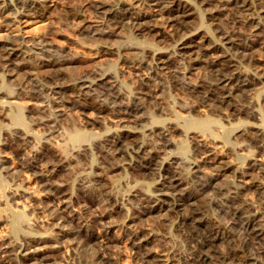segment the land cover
I'll use <instances>...</instances> for the list:
<instances>
[{"label":"bare ground","instance_id":"bare-ground-1","mask_svg":"<svg viewBox=\"0 0 264 264\" xmlns=\"http://www.w3.org/2000/svg\"><path fill=\"white\" fill-rule=\"evenodd\" d=\"M45 2L46 0H0V17H4L7 22L17 21L19 15L21 17L29 15L31 11L42 7ZM87 2L89 6L93 7L99 18L98 26L88 30L93 37H108L123 28L132 36L138 34L146 36L145 38L148 40L143 41L145 42L143 46L148 44L147 46L154 47V49L153 47H143L144 52L148 51L146 63L139 52L133 54L131 58L133 62L137 63V66L145 63L150 76L153 75L156 79H152L153 77L150 76L132 79L133 82L140 84L137 85L138 89L135 85L134 89L137 90L125 91L126 94H123L118 88V80L111 76V72L108 75L106 72H100V70L98 72L93 69L83 77L67 76L66 65L75 61V55L67 58L68 56L56 53L57 51L52 52L50 42L45 38L40 39L38 44L33 47L40 52L22 48L23 44L21 45L11 37L0 41L1 73L5 72L11 76L22 73L26 80L27 92L31 97L46 98L50 104L49 108H42L43 110L39 108L47 114L40 118L38 116L39 119L35 122L49 132L45 133L40 140L42 156L34 155L35 152L30 155L26 153L18 166L8 167L6 165L1 169L7 173H23L26 170L34 172L36 180L31 187H34L38 194L41 193L46 197L47 201L41 207V211L48 215L49 227L52 228L50 233L44 235L32 232V227H30L32 224L26 218V206L17 201L16 209L8 214L9 232L13 235L23 233L25 239L21 242L12 241V238L8 239L7 234L3 233L5 231L2 230L3 232L0 233V264H8L9 260L14 257H19L20 260L22 259L28 264H50L47 263L48 258L46 259L49 249H61L62 242L77 232L83 233L89 241L96 243L98 246L96 253L101 260L115 258L120 253L116 249L115 239H110L107 236L105 230L100 227V223L108 220L112 224L114 219L120 217L124 209L129 212L131 210V215L134 216L125 213L126 215L120 221L122 239L125 245H128L132 250L134 258L140 263L169 264L164 254L147 245L150 240L148 233L143 228L132 224L134 218L164 209L169 216L174 214L178 223L187 227L190 236L195 240L186 264H264V219L261 218L258 209L249 199L250 197L243 194L246 189L244 181H238L231 187L218 186L216 188L221 194V205L225 208H223V212L227 214L226 222H222L224 221L222 218L221 221L217 219L216 214L209 216L206 213L205 200H203L205 190L217 186L215 182L217 178L232 167L230 166L232 161L227 156L222 153L213 154L210 140L208 141L209 134L214 131L211 132V127L219 125L222 130H225L226 126L221 119H224L223 116H230L237 118V125L234 126L239 134L256 130V125L249 123L244 113L249 108L246 111L244 105L236 103L235 99L242 95L249 86L264 78V71L260 64L256 63L258 58H255L259 49L262 48L260 30L264 25L261 21L264 15V0H87ZM9 9H16V14H11ZM78 13H74V15L79 17ZM122 42H124L123 39ZM158 43H166L170 47L169 51H166L169 47L166 50H161ZM169 52L177 55L183 71H190L191 68L202 64L206 74L197 81L188 80L185 78L186 71L183 72L182 68L179 70L177 65L169 63V59L165 56ZM178 60L177 62H179ZM240 61H247L249 64L252 61L253 67L245 73L240 72L237 69V64ZM239 67L241 68V66ZM112 72L114 73V71ZM167 81L182 95L189 94L195 98L197 101V106L194 107L195 116H186L189 113H183L178 122L177 114L172 112L165 102L167 100L164 101L165 98L162 95L163 90L161 89L165 88L166 84L160 88ZM0 84L3 90L8 93L5 84L2 81ZM122 88L124 87L122 86ZM205 96H210L211 109L218 115L207 116L209 113H205L207 109L202 108V104L198 106L200 105L198 102L204 103ZM190 99L188 102H191ZM145 102L151 103L153 110H158L160 114L166 115V117L155 118L154 128L148 129L151 133L150 136L154 133L156 139L160 140L159 144L152 142L143 134L145 129L143 120L146 113L153 118V110L149 109L150 105L146 108ZM12 103L15 104L12 100H5L0 104V108L3 111H10L11 122L24 126L23 107L20 108ZM194 104L192 105L194 106ZM45 105L44 107L47 106ZM68 105L78 106L83 112L93 109L92 113L95 114L92 116L86 114L85 116L87 118L84 121L89 125L95 123L105 125L107 114L111 115L116 122L113 126L108 124L104 126L102 137L95 143L97 148L95 151L103 160L102 163L105 164L101 165L88 178L90 185L79 183L76 179L79 183L75 186L79 198L67 193L66 186L57 183L49 168L42 166V161L47 159L57 170L65 171L67 176L79 167V157L87 158L86 155L92 142V139L91 142L88 139L87 131L74 127L61 137V141L54 139L52 142L50 139L54 123L61 117V113L64 112L62 110ZM187 106L189 108V105ZM214 127L213 129H215ZM187 128L195 129L197 133H200L199 137L197 136L198 139L193 142L192 151L200 157L201 162L209 164L213 170V173L207 175L199 169L200 165L197 162L191 161L190 165L192 164V166L190 167H197L193 170L194 173H197V178L194 180H188L182 172L183 166L181 167L179 159L181 153L178 154L179 156L176 154L175 156H164L163 154L165 148L169 146L177 147L179 152L185 150L186 145L183 146L181 143L177 145L171 135L174 130H180L182 134V131ZM222 130L213 132L211 136L215 140L218 138L220 140V137L223 138ZM257 133L259 132L257 131ZM11 139L21 151L25 150V144L21 140L15 137H11ZM224 139L226 141L227 138ZM67 141L75 144L71 151L67 149L68 146L66 148ZM96 160L98 161V159ZM255 161L257 164L264 165L262 159L255 158ZM83 167L81 169H84ZM119 167L128 170L130 176L127 178V183H132L129 186L130 194L124 199L134 205L129 208L127 204V208L125 207L124 201L118 199V195L113 194L111 190L114 187L111 189L109 187V183H111L108 180L109 172ZM85 168L87 170V167ZM263 182L264 171L257 183L263 184ZM73 183L71 182V184ZM150 183L153 184V188L145 191L142 187H147ZM93 186L98 189L96 194L92 189ZM26 188L27 186L21 190L22 192H18L24 200L31 196ZM260 189H257L260 194L258 196L264 202V191L259 192ZM34 199L36 198L34 197ZM81 202L90 204V208L95 206L96 208H93L97 210V214L82 216ZM3 214L2 216L7 218L6 213ZM162 215L164 216V214ZM0 221L2 220L0 219ZM8 221L5 220L7 223ZM236 225L241 226L242 233H239L238 227L239 231H235ZM4 229H8V226ZM47 242L52 243L47 245ZM221 242L224 243L222 248L219 246Z\"/></svg>","mask_w":264,"mask_h":264},{"label":"rangeland","instance_id":"rangeland-1","mask_svg":"<svg viewBox=\"0 0 264 264\" xmlns=\"http://www.w3.org/2000/svg\"><path fill=\"white\" fill-rule=\"evenodd\" d=\"M9 10H10L9 11L10 13L12 12L11 14H16V9H9ZM74 13H78L79 17L74 15ZM17 18H19L17 21L13 20L11 22L10 21L7 22V20H5L4 17H0V41L7 37H11L17 40L21 45L23 44L22 48L29 49L31 51L34 49L33 51H36L37 49L33 47H35L38 44L40 39L45 38L47 41L50 42V47L52 49V52L55 53L57 51L56 53H61L65 57L68 56L67 58H71L75 55L74 56V58H76L74 59L75 61L71 62L70 64H67L65 68L66 75L69 77H73V78H75L76 76H77L76 78L83 77L87 75L89 72H91V70L93 69L98 72L99 70L100 72H106L108 75L112 73L111 76L116 77L115 79L118 80L117 83L119 82L118 83L119 90L123 94H126V92L128 91L131 92V91L137 90L138 89L137 85L138 86L140 85L138 84V82H133L134 80L132 79H137L138 77L144 78V76L145 77L150 76L149 69L147 65H145L146 60H148V51L144 52L143 47L145 48V47H153V46L152 45L147 46L148 44H145L143 46V44L145 43L143 41L148 40L147 38H145L146 36L143 34L132 36L129 34V32L125 28H123L118 33L112 34L111 36H108V37L106 36L93 37L88 32V30L95 29L98 26L99 18L97 17V14L95 13V10L93 9V7L89 6L87 0H46L45 4L42 7L36 9L35 11L34 10L31 11L29 15H26L23 17L19 15V17ZM261 21L262 23H264V15L262 16ZM122 39L124 42L125 41L126 42L125 43L122 42ZM260 42H261L260 45L262 48H260L259 51L257 52V55L255 56V58L257 57L258 59L256 60L257 62L256 61L255 62L258 65L260 64L261 69L264 71V25L263 27H261V30H260ZM130 45H134L135 47L134 46L131 47ZM158 47L161 50H166L169 46L166 43L165 44L158 43ZM68 48H71V49H68ZM73 48L74 50H72ZM169 49L170 47L166 51H169ZM75 50L77 51V54ZM103 51L105 52L103 53ZM36 52H40V51L37 50ZM136 52H139L140 56L142 55L141 57L143 58V60H145L144 61L145 63H142L141 66H137V63L133 62V59L131 58L133 54H135ZM165 56L167 59H169L168 61H170L169 63L171 65H174V66L177 65L176 67L179 70L182 68V66L179 65L181 63H180V60H178L177 55H175L174 53L170 54L169 52L165 54ZM200 57L202 58V56ZM203 58H205L204 55H203ZM177 60L179 62H177ZM245 62L240 61L237 64V69L240 72L245 73L253 67L251 64L254 62V60L253 62L251 61L250 64L248 62L247 63ZM246 65L248 66L246 67ZM239 66H241L242 70H240L241 68ZM112 71H114L115 74ZM181 71H183V68L181 69ZM185 71L186 70H184L183 72ZM205 74H206V70L203 67V65L200 64L199 66L197 65L191 68L190 71H186L185 78H187L190 81H197L198 79L203 77ZM21 75L22 73L20 74L17 73L11 76L5 72L1 73L0 71V83L2 81V83L5 84L6 88L9 91L8 93H6V91L3 90L0 84V104L3 103V101L5 100L6 101L12 100L15 103V104L12 103L13 105H16L18 107L20 106V108L23 107L22 117H23L24 126L11 122L10 111L9 110L3 111V109L0 108V165H1L0 166V181H1L0 182V200H1L0 210L2 209L1 210L2 212L0 211V219L2 220L0 221V233L5 231L3 233L7 234L8 239L12 238L11 240L16 241V242H21V240L25 239V235L23 233H17L13 235V233L9 232L10 225L8 221L9 219L8 214L12 213L16 209L15 206H17L16 205L17 201L19 204L23 203L26 206V209H27L26 218L28 221L30 220L29 222L33 225V226L30 225V227L33 228V229L31 228L32 232L36 234L44 235L52 231V228L49 227L50 224L48 223L49 221L48 215L44 213V211H41L42 210L41 207L44 205L45 201H47L46 197L41 195V193L38 194L37 190L34 189V187H31V185H33L36 180V176L34 172L31 170H26L24 171L25 173L24 172L23 173L22 172L7 173L1 169V167L6 166V165L8 167L18 166L19 163L23 161V158L26 156V153L27 155L28 154L30 155V154H34L35 152L34 155L42 156V153H41L42 146L39 145L41 143L40 140L45 133H49L46 128L42 127V125L35 123L37 119H39L40 117H44L47 114L46 111H45L46 113H44V111L42 112L40 109L49 108V105H50L49 101L46 98H36L34 96L31 97V95L27 92V86H25L26 80L24 79V76L23 75L21 76ZM150 77L151 78L153 77L152 79H156L154 78L153 75H151ZM135 85L137 89H134ZM169 85L170 83L167 81V83H164L162 87L160 86V88H163V86L165 87L161 89L163 90L162 95H163V98H165L164 101L167 100L165 102L168 104L172 112L175 113V115L177 114V120L182 118L183 113H189L187 115L184 114L186 116H193V115L195 116L196 115L195 108L197 106L196 104L197 101L195 100V98H193L191 95L189 96V94L187 96L182 95L181 92H178L173 87H171V85L170 86ZM122 86L124 88H122ZM131 87L132 89L130 90ZM242 95L237 96L238 98L236 97L237 99H235V101L236 103L240 105H244L246 111H247V108H249L248 111L244 113L246 115V119L248 120V122L256 125V130L253 132L252 131L247 132L248 134L244 133L241 135L239 134V132H237L234 126L237 122V118L230 117V116L228 117L223 116L225 120L222 118L221 121L226 126L225 130L224 129L222 130V128L219 125H218L219 127L217 125L215 127L213 126L215 129L211 127L212 128L211 132L212 130H214L213 132H218L222 130L223 138L220 137V140H218L219 138L215 140V138L211 136L213 132L212 134H209L210 139L208 137V141L210 140L209 141L211 145L210 147L213 151V154L217 155V154L222 153L225 156H227L228 159L232 161L230 164V166L232 167H230V169L225 171L224 174L218 177L217 180L215 181L217 186H214L215 188L209 187L203 193V197H204L203 200H205L204 205H206L205 206L206 213L209 214V216L216 214L217 219H220L221 221V218H222V220H224L222 222H226L227 214L223 212L224 207L221 205L222 202L220 201L221 194H220V191H218V189L216 190V188H218V186H223L224 188L226 186L231 187L234 184L238 183V181L239 182L244 181V183L246 184V189H245L246 191L244 190L243 194L246 197L248 196V198L250 197L249 199H251L254 206L258 209L261 218L264 219V202H262L261 199H259V196H258L259 193L257 190L261 188L259 192L264 191V182L263 184L257 183L258 180L260 181L261 179V173L262 171H264V165L257 164V161H255V158H258V159H262L264 162V78H262L261 81H257V83H255L254 85L249 86L248 89ZM189 99L191 100V102L190 101L188 102ZM182 100H184L183 101L184 103L186 102L185 103L186 106L182 102ZM192 104H194V106ZM198 104H200L198 106H201L202 104L203 105L202 108L205 107L207 109V111H205V113L209 112L207 116L212 117V116L218 115L216 112H213V110L211 109L210 96L209 97L205 96L204 103L198 102ZM44 105L46 107H44ZM145 105H147L146 108H148L150 105L149 109L153 110L151 103L145 102ZM187 105H189V108ZM249 110L252 112H250ZM93 111L94 110L91 109V111L88 110L86 112H83L82 109H80L78 106L68 105L66 108L62 110L63 113H61L62 114L61 117H59L57 121L54 123L53 132L50 133L52 136V138H50L52 139V142H54V139L57 141L58 140L61 141L62 140L61 137L65 136L69 131H71L75 127V128L82 129L85 132L87 131V133L89 134V138H88L89 141L91 142V139H92L91 144L92 143L93 144L92 145L90 144L91 147L89 149V152L86 155L87 158L84 156L79 157V161H78L79 167L75 169V172L70 173L71 176L70 175L66 176L65 171H63L62 169L57 170L55 167H53V165L49 163L47 159H44L42 161L43 162L42 166L49 168L50 173L51 175L54 176V179L56 180V182L61 185H65L66 192L73 194V196L76 198H79L78 197L79 195H78V191L76 190L75 186L79 183L90 185L88 178H90L92 176V173L94 171H97L101 165L105 164V163H102L103 160L98 155V153L95 151L97 150L95 143L99 138L102 137L101 135L102 133H104L103 132L104 126H106L107 124L109 126H113L116 123L114 122L115 120L112 118V116L107 114L105 116L106 121H107L105 122V125L104 124L99 125L97 123L89 125V123L84 121L87 118L85 116L86 114L88 116L89 115L92 116L93 114H95V113H92ZM159 112L160 111L154 109L153 110L154 119L152 117H149V114L146 113V117H145L146 120L145 118L143 120V124L145 127L143 134L146 136V138H150L152 142L156 144H159L160 140H158V138L156 139V136L154 135V133H152V136H150L151 133L148 131V129L154 128L153 126H155L154 124L155 118L157 119L159 117H166L164 113L160 114ZM178 115L181 117H179ZM245 115L243 116L245 117ZM69 116L72 119H70ZM25 125L28 127L26 128ZM75 125L78 127H76ZM217 127H218V131L216 130ZM194 130L195 129L187 128L184 131H182V134L180 133L181 132L180 130H174L172 132L173 134L171 135V138L173 137L172 139H174L177 142V145H179L180 143L183 146L186 145L185 150H184L185 152L184 151L179 152L180 150L177 147L169 146L165 148V151L163 153L164 156H175V154L179 156L181 153L180 155L181 157H179V159L181 160L180 165L181 167L183 166L184 168V169L183 168L181 169H182L184 176L187 177L188 180L189 179L194 180L197 178L196 176L197 173H194L195 171H193L197 167H190L192 166V164L190 165V162L193 160H194L193 162H197L200 165L199 169H201L203 173L207 175H210L211 173H213V170L209 167V164L205 162H201L200 157L195 155L194 151H192L193 142L198 139L197 136L198 134H200V133H197L196 130H195L196 132ZM257 131L259 133H257ZM93 133H94V136H93ZM11 137H15L21 140V142L25 144L24 146H25L26 152L25 150L21 151L18 148L17 144L13 142ZM94 138H95V141H94ZM224 138H227L226 141ZM74 146L75 144L69 141L66 142V148L69 149L70 151L72 150ZM93 150L95 151V154ZM93 155H94V158H93ZM96 159H98V161ZM81 162L82 164H80ZM82 167L84 169H81ZM85 167H87V170ZM109 174L110 175H109L108 180L109 182H111L109 183L110 184L109 187L110 189L111 187H114L113 190H111L113 191V194H116V196L118 195L117 196L118 199L124 201L125 207L127 205H128L127 206L128 208L134 206L133 204H130L129 202L124 200L129 196L130 190H131L129 186L132 185V183H127V178H129L128 176H130L128 173V170H125L122 167H119L115 169L114 171L109 172ZM76 179L78 180L79 183L76 181ZM110 179H113V180H110ZM71 182L72 183L74 182V183L71 184ZM26 186H27L26 188L27 192H29L30 193L29 195L31 196L30 198H27V200L26 199L24 200V198H22L20 196V193L18 192H22L21 190L25 188ZM142 188L145 191H149L150 189L153 188V184L150 183L149 186L147 187L143 186ZM92 189L95 190L93 191H94V194H96L98 191V189H96V186H93ZM5 191H6V194H4ZM34 197L36 199H34ZM14 200L16 201V203ZM28 200L32 201L30 202L31 204L29 203ZM89 205L90 204H87L85 202L80 203V210H81L80 212L82 216H88L90 214L91 215L97 214L96 212L97 210H94L93 208L95 206H92L90 208ZM4 206H5V209H4ZM38 207H40L39 210H38ZM3 213H6L5 216L7 218L2 216L4 215ZM125 213L129 214L130 216L131 210L129 212L124 209L120 217H117V219H114L115 222L113 221L112 224H110L108 220L107 222L102 221L103 223L102 222L100 223V227L103 230H105L107 236L110 239H113V240L115 239V242L117 244L116 249L119 250L120 252L119 254L116 255L115 258L101 260L97 256V253H96L98 249V246L96 245V243L94 241L92 242L89 241L83 233L77 232L70 238L66 239L65 242H62L61 246L63 247H61V249H55V250L54 248H52V250L51 248L49 249L50 251L46 255L47 256L46 259L48 258L47 263H50V264L51 263L52 264H143V263H140L136 258H134L132 254V250L130 249L128 245H125L122 239V233L120 230L121 229L120 221L126 215ZM162 214H164V216ZM131 216H134V215H131ZM5 220L8 221V223L5 222ZM132 224L134 226L143 228L145 232L148 233V237L150 240H148L147 245L152 247L153 249L155 248L157 252L164 254V256L167 257L169 264L188 263V259L193 249L195 240L193 237L190 236L188 228L178 223L177 218L174 214H171V216H169L168 214H166L165 210L163 209L160 211L148 213L147 215L140 216L139 218H134L132 221ZM7 226H8V229L5 230L4 227L7 228ZM239 226L240 225H236L235 231L238 232L240 230L239 233H242V228L241 226L239 228ZM237 227L239 230L237 229ZM51 243L52 242H49V243L47 242L46 244L48 245ZM222 243L223 242L219 244L220 247L221 246L223 247L224 243L223 244ZM18 259L20 260L19 257H14L11 260H9L10 263L8 264H28L27 262H24L22 259L20 261Z\"/></svg>","mask_w":264,"mask_h":264}]
</instances>
